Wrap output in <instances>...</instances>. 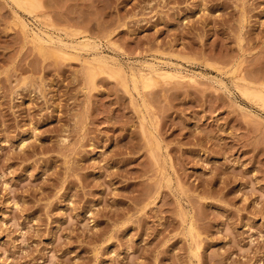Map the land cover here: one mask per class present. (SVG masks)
Listing matches in <instances>:
<instances>
[{
    "label": "rangeland",
    "instance_id": "374dc122",
    "mask_svg": "<svg viewBox=\"0 0 264 264\" xmlns=\"http://www.w3.org/2000/svg\"><path fill=\"white\" fill-rule=\"evenodd\" d=\"M0 264H264V0H0Z\"/></svg>",
    "mask_w": 264,
    "mask_h": 264
},
{
    "label": "bare ground",
    "instance_id": "6f19581e",
    "mask_svg": "<svg viewBox=\"0 0 264 264\" xmlns=\"http://www.w3.org/2000/svg\"><path fill=\"white\" fill-rule=\"evenodd\" d=\"M47 25H49V24H47ZM47 27V26H46ZM168 69V68H167ZM139 93V92H138ZM27 143H26V141H22L21 143H20V149H23L24 147H25V145H26Z\"/></svg>",
    "mask_w": 264,
    "mask_h": 264
}]
</instances>
